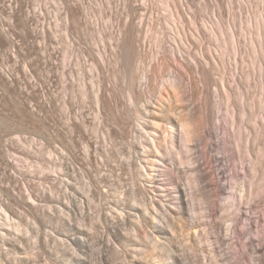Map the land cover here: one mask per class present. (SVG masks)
<instances>
[{
  "label": "rangeland",
  "instance_id": "374dc122",
  "mask_svg": "<svg viewBox=\"0 0 264 264\" xmlns=\"http://www.w3.org/2000/svg\"><path fill=\"white\" fill-rule=\"evenodd\" d=\"M0 28L11 37L0 38V264L34 258L54 264L53 248L15 252L4 243L10 236L2 229H27L32 239L37 226L52 235L65 229L46 215L55 208L53 200L64 197V155L85 175L82 183H105L112 174L128 185L132 174L124 159L146 133L163 144L161 131L175 127V119L200 126L191 143L206 190L215 195L198 205L214 208L210 227L221 234L223 263L258 264L260 256L264 264V0H0ZM172 45L180 49L174 51L176 62L168 57ZM170 72L180 80L176 85L164 83ZM168 145L141 157L147 164L163 158L157 164L172 168L167 175L177 180L185 176L178 140ZM146 177V194L158 200L162 218L169 206L162 185L153 188ZM14 179L21 188L16 194L44 190L41 221L13 201ZM243 179L247 187L235 189L234 182L242 185ZM92 197L93 209L104 205L102 197ZM232 197L236 205L224 210ZM9 210L16 214L7 218ZM128 215L130 231L151 230L133 211ZM230 218L236 227L229 236ZM179 222H173V240L195 263L190 229ZM140 246L126 259L156 264L151 247Z\"/></svg>",
  "mask_w": 264,
  "mask_h": 264
},
{
  "label": "bare ground",
  "instance_id": "6f19581e",
  "mask_svg": "<svg viewBox=\"0 0 264 264\" xmlns=\"http://www.w3.org/2000/svg\"><path fill=\"white\" fill-rule=\"evenodd\" d=\"M216 25L220 24L216 23ZM212 32L215 33L214 31ZM2 36H6L7 40H11L7 29L0 28V38ZM174 51H180L178 46L172 45V49H169L168 57L170 58V55H172L174 57L172 60L176 62V53ZM234 58H237L236 55ZM170 79H174L173 72L169 73L164 83L176 85L180 81L179 79H174V83H170ZM186 88L189 89V85H186ZM246 110V107H244L242 112L245 114ZM187 123L186 121L182 122L179 119H175L174 123H172L175 127H168L169 129L165 128L166 130L161 131L162 136L161 134L160 136L166 141L164 143L165 141L162 138L163 144L162 142H157L158 137L154 136L156 134L146 133V135L141 136L137 145L138 149L134 152L131 151L132 154L128 155V158L123 161L124 166L132 174L131 183L128 185L119 182L118 178H113L112 174L105 181L106 184L99 181L94 184L82 183V177L85 175L80 171L78 165L68 161L66 155H64V197L55 198L53 200L55 208L50 207L46 211V215L53 216L56 222L60 223L65 229L60 230L57 227L58 231L52 235L44 234L41 226H37L34 229V238L32 239L28 236L29 231L27 229H25V233H20V231L14 232L7 227H3L4 235L10 236L4 243L14 249L15 252H22L24 249L26 251V248H28L35 250L36 254H40L42 250L47 251L51 247L55 251L54 264H137L128 261L126 258L129 254H132V251L135 252V250L140 249L142 244L151 247L153 250L151 258L156 264H224L221 251L217 247V244L221 242V234L216 233L214 235L212 227H210L209 218L212 217L211 212L214 208L208 207V205H198V201H200L199 204H204L215 195L214 190H206L207 185L203 183V175L199 172V164L197 163L199 158L196 156V151L193 150L191 143L198 135L200 126L197 127V123H195L197 125L194 124L196 127ZM156 125L158 126V123ZM177 140L179 144L178 152L176 151L178 153L177 160L183 166L185 176H180L177 180H173L174 178L169 179L170 176L167 174H170L173 169L162 168L159 163V165L157 164L163 158L157 159V162L152 158V164L151 162L147 164L142 160L141 156L145 152L147 153V151L149 152L152 149L162 151L170 146L168 145L169 143L173 144ZM118 155L120 156V154ZM85 156L89 158L91 153L86 151ZM148 157L150 156L148 155ZM153 166H157V168L154 167L156 169H153ZM251 168L255 172H259V167L251 166ZM153 170L155 171L151 174L150 172ZM145 176H151L152 181H150L153 182V188L154 185H162L161 190L165 197L164 200L169 204L168 208L166 207L163 210L162 218L158 217L157 214L159 212L158 209L162 206L157 209L158 200L153 195L146 194L145 184H143ZM80 177L81 181L79 183L74 184L72 182L73 179L77 180ZM12 181L14 182L13 190H11L13 201L22 203L41 221L42 217L38 201L44 190L34 187L27 195L18 194L19 191L16 194L14 190L19 188L17 180L14 179ZM241 184L240 180L235 181L233 187L235 189L238 187L239 190L242 189V186L244 188L245 186L247 187L244 179L241 180ZM125 192L129 193L130 198L124 197L123 194ZM92 196L102 197L100 200L105 201L104 205H96L93 209L91 204L95 199ZM233 199L234 197L230 198L228 205L223 204L224 210L236 205V203H233ZM130 211L134 212V216L140 222L144 221L150 224L151 230L148 233L135 234L134 231L126 228L125 221ZM165 211H169L176 220L170 219ZM15 214V210H9L5 216L10 218ZM229 220L228 223L230 224H227L225 229L227 231L226 235L230 236L234 233L236 225L234 219L230 218ZM175 221H180L179 223H182V225L184 223L190 229L188 234L186 232L187 236L189 235L187 239L190 240L188 241V248L198 256L195 263L189 260L187 250L178 245V243L175 244L173 240L172 226ZM59 235L63 237H58ZM105 237L107 238L106 241H108L107 244L102 239ZM99 241L105 243L104 245H102L103 242L101 243L102 248L98 246ZM117 242L123 244L122 248H117ZM200 247H205V249ZM95 248L97 249V257L94 254ZM69 249L72 252L70 256H67L64 254V250L68 251ZM253 252H258V250H253ZM117 256H120L121 260L116 261ZM256 259L258 264H260L262 258L257 256ZM16 264H23V262L19 260ZM26 264H39V262L37 258H34L31 261H27Z\"/></svg>",
  "mask_w": 264,
  "mask_h": 264
}]
</instances>
